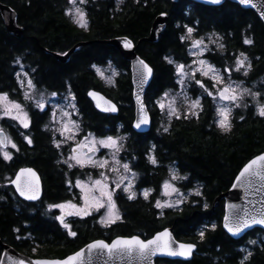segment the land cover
I'll list each match as a JSON object with an SVG mask.
<instances>
[{"label":"trees","instance_id":"obj_1","mask_svg":"<svg viewBox=\"0 0 264 264\" xmlns=\"http://www.w3.org/2000/svg\"><path fill=\"white\" fill-rule=\"evenodd\" d=\"M16 14L17 25L23 34H11L0 12V93L22 99L17 79L18 64L22 63L36 88L60 95L75 96V118L83 133L98 136L124 134L121 157L137 173V188L151 189L146 200L137 194L133 200L127 193L118 191L116 202L122 219L108 227L101 225L98 214L86 217H71V230L76 237L67 235L57 211L49 205L74 198L69 179L98 174L100 169L74 167L68 169L59 156L61 151L52 141L54 133L50 126V107L41 111L33 102L27 103L31 124L21 131L14 125L11 133L17 143L12 158L5 160L0 153V238L17 250L34 257L65 258L96 240L111 241L118 236L139 235L145 239L169 226L175 228L176 237L195 243L197 251L191 260L180 261L159 258L156 264H240L250 244L252 256L245 264H264V230L255 228L243 237L234 239L222 226L224 201L215 210H203L206 203L214 208L215 199L232 187L243 166L264 152V117L256 112L255 102L247 96L241 106L234 108L233 123L229 132L216 126V102L211 97L201 100L203 111L199 118H180L161 111L157 100L168 90H178L175 68L165 57L175 63H190L191 41H181L186 27L194 29L193 38L209 40L213 33L220 37L216 44L208 45L211 51L204 56L218 67L233 65L235 57L243 52L251 63L247 76L233 73L236 79L264 94V24L257 14L231 1L219 6H210L191 0H88V30L80 28L66 15L69 0H0ZM171 13L159 41H142L137 49L154 69V76L146 93V103L152 115L151 129L137 133L132 129L134 103L130 63L112 45L102 42L117 36H128L135 43L148 37L151 25L160 13ZM215 38V37H214ZM252 40L245 44L244 39ZM81 41H92L79 47L67 63H61L49 51L64 53ZM47 49L48 51H46ZM19 61V63H17ZM113 64L117 75L109 83L97 74L96 69ZM206 84L208 78L197 74ZM192 97L200 96L189 81ZM97 89L118 104V112L98 111L88 97V91ZM69 90L71 95L69 94ZM260 101H264L261 99ZM240 117H243L241 119ZM169 131L164 132L163 128ZM20 133L31 140L28 144ZM153 145L155 149L153 151ZM154 155L157 164L149 162ZM135 157V159H132ZM59 161V162H58ZM26 165L34 166L42 175L43 197L37 202H27L18 197L10 181L16 171ZM169 169H175L186 180H177L183 190L201 196L190 195L189 200L178 208L155 207L163 182L170 177ZM206 213V214H205ZM208 221V222H207ZM213 223V224H212ZM213 225H216L213 230ZM204 232L201 239L199 233ZM19 237V239H17ZM35 249V251H33ZM2 248L0 247V256Z\"/></svg>","mask_w":264,"mask_h":264},{"label":"snow or ice","instance_id":"obj_2","mask_svg":"<svg viewBox=\"0 0 264 264\" xmlns=\"http://www.w3.org/2000/svg\"><path fill=\"white\" fill-rule=\"evenodd\" d=\"M123 0H118V3H122ZM250 0H239L240 4L247 5ZM88 0H69V4L72 6L67 9L66 15L72 16L73 22L77 24L80 28L88 30L89 21L87 19V12L81 5H86ZM212 4H219L221 0H210ZM255 7V5H252ZM186 27V34L180 37L181 41L190 40L191 49L196 51H189V55L198 57L194 59L192 64L186 63H175L173 60L165 57L169 64H172L175 68V75L177 76L176 83L181 85L183 88L186 80L191 81V85L195 90L197 87L200 91V96L196 99H191L186 95L185 100H190L188 104L187 111L184 113V118L188 119L190 117L199 118L200 112L203 111V105L201 103L202 98L206 99L211 97L213 102H216L217 98L219 104L216 107V116L218 119L214 120L217 127L223 132H229L231 130V116L234 108H240L241 106L247 108L248 105L244 103L242 105L243 98L245 96H251L255 102L256 112L260 117H264V103L260 100L264 99V94L260 91H252V89L243 87V81H236L232 79L233 73H241L244 76L248 75L251 69V63L248 61V57L241 52L239 56L235 57L234 65L224 67L223 70L217 69L214 65L210 64L207 60L199 58L203 57L205 52L211 51L208 45L204 43V38L200 39L193 38L194 29L192 27ZM212 37H216L213 39ZM220 37L216 36L215 33L209 37L208 42L210 44H216L217 48L223 50L224 45L217 43ZM245 44H251L252 40L245 38L243 41ZM125 48H131L132 44L125 38L124 41ZM67 55V53H63ZM19 63V61H17ZM142 71H141V83L143 84L149 77L153 74V69L149 67L144 61H139ZM97 74L103 75L100 69H96ZM200 76L208 78L211 83L206 84L201 79L197 78V74ZM227 74V76H225ZM27 73L24 76L27 77ZM117 75L113 71L112 76ZM18 82L21 86L24 85V80L20 79V74L17 73ZM109 83H112V79L108 78ZM28 89H35L36 85L33 83L31 78L27 79ZM69 94L70 90H69ZM53 96L56 93H52ZM89 96L95 97L97 94L95 92L89 91ZM25 99H31L28 92L24 93ZM168 93H164V96L156 102V105L164 111L167 107V114L169 119L172 117L176 119L180 118V113L175 107V100H167ZM72 100H75V96H71ZM167 100V105L165 104ZM108 104V102H105ZM99 107V105H97ZM36 107L41 111H46V105L43 99L36 101ZM74 111H76L75 104H69ZM104 111L116 112L117 108L113 104H108V107ZM140 118L135 124V127L139 129L142 125H148L150 123L149 116L141 105L140 108ZM72 113L64 111L62 112V117L67 118L61 122V126L55 129L56 132L63 137L62 140L53 139L52 143L56 148H60L63 143L72 141L74 146L70 145L69 151L70 155L67 159L63 160L62 163L66 164L68 169L74 167H79L81 169L87 167L103 169L105 171L99 172V178L93 179L89 175L88 181H82L77 178L75 184L73 185L71 180L67 183L70 187H75L79 189V196L74 197L78 202H73L72 200L64 201L57 204L49 205V209L55 208L59 209L60 215L56 216V219L60 221L62 226L67 229V235L71 237H76L77 233L71 230L69 223L65 222L66 216H77L84 217L92 215L93 211L100 213L102 209H105V213L100 216L99 223L105 227L115 224L117 221L122 219L121 215L116 206L114 200V195L116 190L119 189L123 193H127V198L133 200L137 197V191L135 189L134 180L137 173L132 171L130 164L128 162L121 163V159L117 156L121 151L122 145L119 141L126 139L125 137H113L111 135L105 136L103 138H97L95 134L88 133L83 140L77 141L76 137L80 131L79 124L71 119ZM3 117H9L13 121H18L24 129H28L30 126V120L28 113L24 110L20 103L15 101H9L8 94H0V119ZM243 119V117H240ZM53 119H55V113H53ZM164 132H168V127L163 128ZM24 140L28 144L32 143V140L25 135L20 133ZM11 148H16V144L11 140L9 136L4 134L3 128H0V153L3 154L5 160H10L12 157L8 151L5 149L8 146ZM101 149L110 150L109 155L111 157V163L109 159L105 158H94L96 153L100 152ZM155 145H153V151ZM132 159H135L133 157ZM148 160L151 164L156 165L157 160L154 155L149 154ZM59 162V161H58ZM123 172H120V169ZM106 172H112L116 174V179L112 181L114 187L110 188L109 177ZM170 180H165L162 188L163 194L168 196L172 193H176L181 196L176 202H161L160 200L155 201V207L157 209L163 210L164 208L177 207L180 203L184 202L182 194H180L179 189L172 183L176 180H186L187 176L178 175L175 169H169ZM236 183L233 184V188L240 187L244 189L247 195L250 189H254L256 192H261L264 190V154H259L255 158L251 159L246 163L239 174L236 176ZM16 186V191L19 192L26 200H36L39 197L40 187L39 178L36 173L31 168H24L16 174V180L13 181ZM258 185V186H256ZM151 194V189H144L142 195L144 199H148ZM195 196H201L202 193L197 189L194 193H190ZM259 207H254L252 210L248 208L243 209V214L234 212L230 217L228 215L224 216L223 227L228 233L235 236L250 228L254 225L264 226V200H261ZM204 207L207 208L208 205L205 203ZM236 205H229V208L235 209ZM213 230L216 225H213ZM200 238L203 239L205 233L202 231L199 233ZM19 239V237H17ZM250 244L255 245V240L248 241ZM196 245L192 243H178L174 240L172 233L165 228L163 231H158L150 239H142L138 235L130 237H117L111 242H106L104 240H96L86 246L88 251V261L87 264H91L92 254L96 250H100L101 254L106 253L109 258L119 257L121 259L127 258L130 262L136 261L137 264H152L151 258L157 254L167 255L171 257H190L195 249ZM35 251V249H33ZM242 251H245L242 249ZM252 252L248 251L247 255L243 257L240 264H245L246 261L252 256ZM2 264V261H0ZM11 264H25L23 260H12ZM32 264H86L84 249H81L72 255H69L62 259H36L32 261Z\"/></svg>","mask_w":264,"mask_h":264},{"label":"water","instance_id":"obj_3","mask_svg":"<svg viewBox=\"0 0 264 264\" xmlns=\"http://www.w3.org/2000/svg\"><path fill=\"white\" fill-rule=\"evenodd\" d=\"M178 1L179 0H171V3L176 4ZM191 1H194L197 3H202L205 5H210V6H219V5H222L223 3H225L226 1H231L233 3L240 5L244 9H250V10L254 11L257 14V16L259 17V19L264 24V0H250L249 4H247V5L240 4L239 0H221V3H219V4H212V3H210V0H191ZM252 5H255V7H253ZM0 12H1V14L5 20V25H6L7 30L11 34H13L17 37L22 36L23 29L17 25L16 14H15L14 10L10 6L2 4L0 2ZM170 14L171 13L168 14L166 12L158 14L156 16V18L154 19L152 25H151L148 37L139 39L137 43H135L134 40H132L130 37L125 36V35L113 37L111 39H106V40L102 41L106 44H110V45L114 46L120 52L122 57L130 63L131 82H132V100L134 103V119L132 122V129L137 133H146L151 129V126H152V115H151V112H150L148 105L146 103L145 97H146L148 87L150 86L152 79H153V76H154L153 67L144 58H142L138 54L137 49L139 48L142 41L157 42L160 40V38L162 37L164 30L167 26V22L170 19ZM125 38L131 42V44H132L131 48H125L124 47ZM91 42L92 41H81V42L76 43L71 49H69L67 52H64V53H67L66 56L60 52L49 51V53L52 54L53 56H55V58L58 61H60L61 63H67L70 60L72 54L79 47H81L83 45L90 44ZM45 50L48 51L47 49H45ZM141 60L144 61L146 64L149 65V67H151L153 69L152 76L149 77L143 84L141 83V75H140L142 68H141L139 61H141ZM89 91L95 92L97 94L95 97L89 96V95H88V97L93 102L95 108L98 111H100L102 113H112V114H116L118 112V104L112 98L108 97L105 93H103L102 91L97 90V89H91ZM89 91H88V93H89ZM106 101L108 102V104L115 105L117 108V111L116 112L104 111V109L106 107H108V104L105 103ZM97 105H99V107ZM141 105L144 106V109L149 116L150 123L148 125H142L139 129H137L135 127V124L141 115V113H140ZM3 131H4V134L7 135V133L4 129H3ZM261 154H264V152ZM24 168H31L36 173L37 177L39 178L40 193H39L38 199H36V200H26L23 196H21L19 194V192L16 191V186L13 183V181L16 180V174L19 173V171L21 169H24ZM234 183H236V179H235ZM10 184L14 188L18 197L24 201L37 202L43 197V194H44L43 178H42V175L39 173V171L34 166L26 165V166L20 167L16 171L14 176L12 177ZM256 186H258V185H256ZM221 200H225L224 215L222 218V226H223L225 215H228L231 217L234 212H238L240 214H243L244 208H248L249 210H252L254 207H259L260 206L259 202L261 200H264V190H262L261 192H256V191H254V189H250L246 195L244 189H242L240 187L233 188V185H232L231 188H229L226 192L220 194L215 199L214 208L216 205H218V203ZM229 205H236L237 207L235 209H231V208H229ZM255 228H260V229L264 230V226L254 225L250 228L245 229L244 231H242L238 235L233 236L230 233H228L227 230L224 229V227H223V229L226 231V233L234 239H239V238L243 237L246 233H248L249 231H251ZM167 229L172 233V236H173L174 240L177 242V244L178 243H190V242L181 241L176 237L174 225L167 227ZM163 230H161V231H163ZM132 236H134V235H132ZM118 237H130V236H118ZM116 238L117 237H115L114 239H116ZM141 238L145 239L143 237H141ZM150 238H148V239H150ZM96 240H104L106 242H111L113 239L111 241H107L105 239H96ZM96 240H94V241H96ZM92 242H90V243H92ZM90 243H88V244H90ZM88 244H86L84 247L81 248V249H84V256H85L86 264L88 261V251H87L86 246ZM192 244H195V243H192ZM0 247L2 248V253L0 256V261H2V264H11L12 260H23L25 262V264H32V261H34L36 259H62V258H51V257H34L31 255L25 254V253L17 250L12 245L3 242V240L1 238H0ZM81 249H79V250H81ZM79 250H77V251H79ZM196 251H197V245H196L195 249L193 250L192 255L190 257H187V258L180 257V256L171 257V256H167V255L157 254L156 256H153L151 258V260H152V264H156V261L159 258H168V259H172V260L188 261V260L192 259L193 255ZM72 254H70V255H72ZM91 264H130V262L127 260V258H124V259H121L119 257L109 258L106 253L101 254L100 250H96L92 254ZM131 264H137V262L132 261Z\"/></svg>","mask_w":264,"mask_h":264},{"label":"rangeland","instance_id":"obj_4","mask_svg":"<svg viewBox=\"0 0 264 264\" xmlns=\"http://www.w3.org/2000/svg\"><path fill=\"white\" fill-rule=\"evenodd\" d=\"M72 6L69 4V8H71ZM81 7H83L84 9H85V6L84 5H81ZM68 8V9H69ZM85 11H86V9H85ZM71 18H72V16H70ZM73 19V18H72ZM87 19H88V17H87ZM210 36H212V35H209V37ZM201 37H196V38H194V39H200ZM204 38V37H203ZM213 39H216V37L214 38V37H212ZM204 43L205 44H207V45H209V42H208V40H206L205 38H204ZM191 51H196L195 49H191ZM237 56H239V55H237ZM194 57V56H193ZM198 57H194V59H197ZM199 58H202V59H205V60H207L210 64H212V65H214L217 69H221V71L223 70V68L224 67H218V66H216L215 64H213L212 62H210L207 58H205V56H203V57H199ZM193 59V60H194ZM193 60H192V62H193ZM249 61V60H248ZM192 62H190V63H188V64H192ZM177 63H182V62H177ZM233 65H234V63H233ZM232 66V65H231ZM98 69H100V71H101V73H103V75L101 76L103 79H105L106 81H108V78H111L112 80H113V78L116 76H112V73H113V71H115L116 73H117V67L116 66H114L113 64H109V65H107V66H105V67H101V68H98ZM17 73H19L20 74V79L21 80H24V85L23 86H21V84L18 82V85H19V87L21 88V94H22V99H18V98H14V97H12L9 93H7V92H3V93H7L8 94V98H9V101H15V102H17V103H20L21 105H22V107L24 108V110L28 113V116H29V120H30V124H31V117H30V111L28 110V107H27V103H30V102H33L35 105H36V101H38V100H41V99H43V101H44V103H45V105H46V109L48 108V107H50V126H52V130H53V133H54V138L56 139V140H62L63 139V137H61L60 136V134L58 133V132H56L55 131V129H57V128H59L60 126H61V122L64 120V119H67V118H64V117H62V112H64V111H67V112H70V113H72V115H71V119H73V120H75L78 124H79V122H78V120L75 118V113H76V111H74L71 107H69V104H74L73 102H72V100H71V98L69 97V96H67V95H60V94H57L56 93V95L55 96H53L52 95V93H55V92H46V91H43V90H39V89H37L36 87H35V89H28V87H27V79L28 78H31L30 77V75L27 73V71L25 70V66H24V64H22V63H19L18 64V69H17ZM24 73H27L28 75H27V77H25L24 76ZM235 73V72H234ZM199 74V73H198ZM225 76H227V74H225ZM232 79L233 80H236V81H240V80H238V79H236V77H234L233 75H232ZM185 80H186V83H185V85H184V87L182 88L181 87V85H179V89L178 90H175V91H173V90H168V91H166V92H164V93H168V98H167V100H171V99H174L175 100V107H176V109H177V111L178 112H180L181 111V109L182 108H184L186 111H187V108H188V104L190 103V100L191 99H196L197 97H192L191 96V94H190V92H189V90H188V85H189V81H188V79L187 78H185ZM109 82V81H108ZM243 87H247V88H250V89H252L251 87H249L248 85H246V84H244L243 83ZM253 91V90H252ZM25 92H28L29 94H30V96H31V99H25L24 98V93ZM3 93H0V94H3ZM164 93L162 94V96L161 97H159V99L158 100H160L163 96H164ZM188 96L189 98H190V100H188V101H186L185 100V96ZM199 97V96H198ZM245 97H247V96H245ZM244 97V98H245ZM243 98V99H244ZM157 100V101H158ZM167 100H165L164 102H165V104L167 105ZM261 103H264V101H260ZM220 102H219V100H218V98H217V100H216V106H217V104H219ZM161 110V109H160ZM164 112L165 113H167V107L165 108V110H164ZM53 113H55V119H53ZM9 125H14L15 127H18L21 131H23V130H27V129H24L21 125H19V123H18V121H13V120H11L9 117H3L2 119H0V128H3V129H5L6 130V132H7V136H9L10 138H11V140L16 144V146H17V143H16V141L14 140V138L12 137V135L10 136V133H8V131H7V126H9ZM30 127V126H29ZM79 128H80V131H79V133L77 134V137H76V139H77V141H80V140H83V138L88 134V133H91V132H86V133H83L82 131H81V127H80V124H79ZM93 134H95V133H93ZM95 136L99 139V138H103V137H105V136H98L97 134H95ZM124 137V134L123 133H120V134H118V135H114L113 137ZM119 143L122 145V147H123V144H124V140H121V141H119ZM70 145L71 146H74V144H73V142L72 141H68L67 143H63L62 145H61V147L59 148L60 149V153H61V155L59 156V159H61V161H63V160H65V159H67L68 158V156L70 155V151H69V148H70ZM13 149H17V147L16 148H11V146L9 145L5 150L6 151H8L9 152V154L11 155V157H12V150ZM121 150H122V148H121ZM109 152H110V150H108V149H101L100 150V152H98V153H96V156L94 157V158H97V159H99V158H105V159H109V161H110V163H111V157H110V155H109ZM120 153H121V151L119 152V154H118V156H117V158L118 159H121V163H124V162H127L125 159H123L122 157H121V155H120ZM3 155V154H2ZM87 167V166H86ZM91 168V167H90ZM100 171H105V170H103V169H100ZM133 171V170H132ZM120 172H123V169L121 168L120 169ZM106 174L108 175V177H109V185H110V188L111 187H114V184H112V181L113 180H115L117 177H116V174L115 173H112V172H106ZM89 175H91V177L93 178V179H96V178H99V173L98 174H93V173H91V174H89ZM89 175H85V176H78V177H75V178H73V179H69V180H71V182H72V184L74 185L75 184V182H76V180H77V178H79L80 180H82V181H85V182H87L88 181V178H89ZM137 176H136V178H135V180H134V185H135V189L134 190H136L137 191V194H142V191H143V189L142 190H139L138 188H137ZM166 180H170V177L168 178V179H166ZM164 183V182H163ZM172 183L179 189V192H180V194H182V196H183V198H184V202H186V201H188L189 200V197H190V193H192L191 191H186V190H183L181 187H180V185L178 184V181L176 180V181H172ZM163 185V184H162ZM73 190H74V197H77V196H79V189L78 188H75V187H71ZM119 191V189H117L116 190V193ZM179 199H181V196H178L176 193H172V194H170V195H168V196H165L164 194H163V188H162V186H161V190H160V196H159V199L158 200H160L161 202H176V201H178ZM68 200H72L73 202H78L76 199H74V198H71V199H68ZM68 200H64V201H68ZM114 200H115V202H116V194L114 195ZM64 201H61V202H64ZM61 202H59V203H61ZM184 202L183 203H180L177 207H174V208H178V207H180L182 204H184ZM57 204V203H56ZM116 206H117V209H118V211H119V214L121 215V217H122V214H121V211H120V209H119V207H118V205H117V202H116ZM52 209H55V208H52ZM56 211H57V216H59L61 213H60V211H59V209H55ZM105 209H102L101 211H100V213H96L95 211H93V213L92 214H98V221H99V219H100V216L101 215H103L104 213H105ZM71 217H75V216H66L65 217V222L66 223H69V219L71 218ZM84 217H86V216H84ZM247 246H250V243H248V245ZM249 251H251V247H250V249H249ZM248 252V251H247Z\"/></svg>","mask_w":264,"mask_h":264},{"label":"flooded vegetation","instance_id":"obj_5","mask_svg":"<svg viewBox=\"0 0 264 264\" xmlns=\"http://www.w3.org/2000/svg\"><path fill=\"white\" fill-rule=\"evenodd\" d=\"M84 6H85V9H86V12H87V4L84 5ZM20 90H21V88H20ZM232 115H234V109H233ZM217 119H218V117H217ZM231 124L233 125L232 121H231ZM11 126H13V125H9V126L6 127L8 133H10V136L12 135ZM12 137H13V135H12ZM223 201H224V209H225V200H223ZM203 210H208V211L211 210L209 213H207V214L205 213L206 215H204V216H207V215L211 214L215 210V208H213V210H212V208L208 206L207 208L203 207ZM223 215H224V212H223ZM222 218H223V216H222ZM249 249H250V247L248 246V249L245 250V252H246L245 254H247V251H249ZM242 258H243V256H242Z\"/></svg>","mask_w":264,"mask_h":264}]
</instances>
